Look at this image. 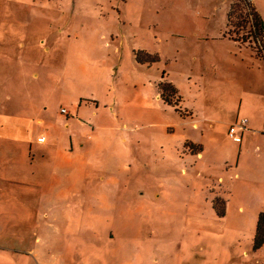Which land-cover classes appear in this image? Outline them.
Wrapping results in <instances>:
<instances>
[{"label":"rangeland","instance_id":"rangeland-1","mask_svg":"<svg viewBox=\"0 0 264 264\" xmlns=\"http://www.w3.org/2000/svg\"><path fill=\"white\" fill-rule=\"evenodd\" d=\"M260 214L264 0H0V264H264Z\"/></svg>","mask_w":264,"mask_h":264},{"label":"trees","instance_id":"trees-1","mask_svg":"<svg viewBox=\"0 0 264 264\" xmlns=\"http://www.w3.org/2000/svg\"><path fill=\"white\" fill-rule=\"evenodd\" d=\"M237 2H235L234 4L231 5L230 11L228 13V21L229 23H232L231 20V16L232 15H239L240 13H238L239 11L237 10L238 6H237ZM261 30V27L258 28V26L256 25V29L255 31L258 32ZM264 242V214H260L259 219H258V223H257V231H256V235H255V244H261Z\"/></svg>","mask_w":264,"mask_h":264},{"label":"built area","instance_id":"built-area-1","mask_svg":"<svg viewBox=\"0 0 264 264\" xmlns=\"http://www.w3.org/2000/svg\"><path fill=\"white\" fill-rule=\"evenodd\" d=\"M61 113L64 116H68V112L66 110H64V109L61 110ZM247 123H248L247 120L242 121V126H245ZM228 134L232 138L234 143H236V144H240L241 143L242 138H241V136L238 135L237 129L235 128V126H231L229 128ZM44 142H45V139L43 137H39L38 138V143H44Z\"/></svg>","mask_w":264,"mask_h":264},{"label":"crops","instance_id":"crops-1","mask_svg":"<svg viewBox=\"0 0 264 264\" xmlns=\"http://www.w3.org/2000/svg\"><path fill=\"white\" fill-rule=\"evenodd\" d=\"M241 138H242V135H241ZM44 143H45V142H44ZM241 143H242V141H241ZM241 143H240V144H241Z\"/></svg>","mask_w":264,"mask_h":264}]
</instances>
